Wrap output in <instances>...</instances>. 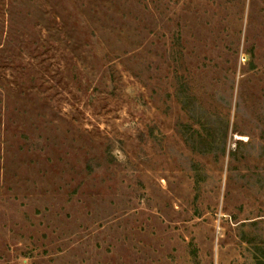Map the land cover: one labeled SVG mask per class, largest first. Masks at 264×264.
Returning <instances> with one entry per match:
<instances>
[{
  "label": "rangeland",
  "instance_id": "rangeland-1",
  "mask_svg": "<svg viewBox=\"0 0 264 264\" xmlns=\"http://www.w3.org/2000/svg\"><path fill=\"white\" fill-rule=\"evenodd\" d=\"M0 264H264V0H0Z\"/></svg>",
  "mask_w": 264,
  "mask_h": 264
}]
</instances>
